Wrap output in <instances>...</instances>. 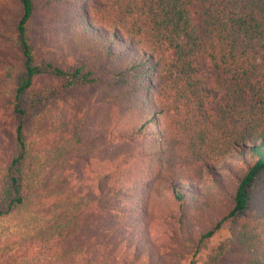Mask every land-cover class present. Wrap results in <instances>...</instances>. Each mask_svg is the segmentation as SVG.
Segmentation results:
<instances>
[{
	"label": "trees",
	"instance_id": "1",
	"mask_svg": "<svg viewBox=\"0 0 264 264\" xmlns=\"http://www.w3.org/2000/svg\"><path fill=\"white\" fill-rule=\"evenodd\" d=\"M10 2L0 246L55 241L66 264L61 241L91 230L67 262L176 264L231 220L217 259L264 264V0ZM65 98L44 154L33 134Z\"/></svg>",
	"mask_w": 264,
	"mask_h": 264
},
{
	"label": "rangeland",
	"instance_id": "2",
	"mask_svg": "<svg viewBox=\"0 0 264 264\" xmlns=\"http://www.w3.org/2000/svg\"><path fill=\"white\" fill-rule=\"evenodd\" d=\"M3 5L2 9H0V29L3 26L1 19L4 17V9L12 6L10 0H1ZM14 10V9H13ZM39 26V25H38ZM42 26H39L41 28ZM36 54L37 58L41 59L48 54L47 47L45 46L42 39L36 40ZM8 56V47L5 45V42L0 39V59L3 60ZM3 69H0V175L6 173L8 168V157L6 155V151L4 147L8 148L12 144V134L14 132V125L12 123V91L8 87L7 83H2L5 78L3 73ZM70 102H75L73 98H65L60 99L58 101V105H54L51 110L41 119L40 124L38 125L34 137V147L39 149L44 154H47L46 149L50 148L47 145L48 136L52 132H54L60 122L65 119V116L61 114V110H65L66 112L72 107ZM68 114V113H67ZM228 162H236L235 157L229 158ZM86 170V162L83 158L75 156L71 158V160L67 163L66 172L70 176V182L72 185L77 183V178L79 172H83ZM229 172L225 170L224 174H228ZM65 182V181H64ZM63 183V182H62ZM211 183V179H207L206 185ZM91 219H86L83 224L89 223ZM6 223V220L0 219V228L3 224ZM232 221H226L222 227L215 232V234L204 241L199 249L191 255H183V256H172V259L177 260L176 264H239L245 254L239 250H232L230 253L224 255L220 259H217L219 252L223 243L229 236V227ZM95 233L93 231L87 230V232L82 235V233H75L73 235H69L64 237L61 241L65 250L64 260L66 264H72L71 262H67V256L70 255L74 248L82 246L84 244L89 243V239L91 236H94ZM156 236V232H155ZM108 242V241H107ZM106 242V243H107ZM55 241H49L45 243V245L38 243H16L10 244L7 246H0V264H60L57 263V258L54 255V252L57 248L47 250L46 249L54 245ZM58 246V245H57ZM69 261V260H68ZM78 264H81L78 262Z\"/></svg>",
	"mask_w": 264,
	"mask_h": 264
}]
</instances>
